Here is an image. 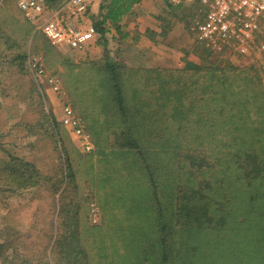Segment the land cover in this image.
<instances>
[{
	"label": "rangeland",
	"instance_id": "obj_1",
	"mask_svg": "<svg viewBox=\"0 0 264 264\" xmlns=\"http://www.w3.org/2000/svg\"><path fill=\"white\" fill-rule=\"evenodd\" d=\"M96 1L100 5L103 2ZM96 8L87 24H94L98 19ZM203 12L199 5L192 3L172 5L166 0H139L122 17L119 30L109 23L104 25V43L102 40L93 47L91 53L94 55H91L96 61L90 62L88 50L76 52L66 46H52L42 32L18 11L16 0H0V230L7 226L25 234L23 243L19 241L23 244L21 254L38 257L47 247L43 232L52 223L55 225V221L58 231H70L74 226V215L85 222V228L98 231L139 222L142 227L146 226L145 231L150 236L147 224L153 207L147 197V175L146 172L141 177L138 173L139 177L130 174L134 169L127 166L129 157L119 143H128L131 139L128 128L132 126V136L139 137L143 146V131L156 130L157 119L152 114L153 117L144 124H139L140 119L125 123L113 100L112 83L105 80L106 73L103 74V68L115 67L114 70L121 75V84H124L123 94L131 100L128 93L134 92L135 86L145 85L141 80L145 78L146 70L141 64L149 66L151 63L149 60L135 63V46H138L137 51L143 50L142 42L153 39L161 49L168 47L178 55L173 63L175 67L149 69L174 71L177 75V71L187 67L186 63L199 66L206 56L208 66L214 64L217 69L224 70L226 79L232 73L224 64L239 71H249L261 80L264 87V53L257 52V47H247L245 54H240L232 44L197 43L196 28ZM130 33L134 35L131 44L129 40H123ZM165 51L160 50V53ZM130 65L140 67L143 72L126 73L123 66ZM186 74L190 76L192 72L186 71ZM52 79L59 80V92L52 89ZM65 106L71 107L81 120L91 146L90 152L87 153L82 140L61 123ZM103 109L107 115L103 114ZM154 119L156 121H152ZM170 123L172 129L174 123ZM164 127L159 125L161 129ZM144 148L161 150L153 146ZM64 150L73 172L66 170ZM6 163H13L18 168V176L24 175L23 179L31 180L30 184L20 186L21 181L24 182L22 178L8 176ZM150 167L163 207H168L176 185V176L172 175L173 163L169 160L152 162ZM185 192H188L187 188ZM210 201L206 195L194 199L193 204L200 207ZM212 201L217 203V198ZM91 209L96 212L92 213ZM207 240L208 237L206 243L211 247H206L205 254L209 249L217 256L221 242L215 244ZM174 260L176 257L171 255L170 264ZM0 264L32 263L16 257L8 249L2 254Z\"/></svg>",
	"mask_w": 264,
	"mask_h": 264
},
{
	"label": "trees",
	"instance_id": "obj_2",
	"mask_svg": "<svg viewBox=\"0 0 264 264\" xmlns=\"http://www.w3.org/2000/svg\"><path fill=\"white\" fill-rule=\"evenodd\" d=\"M45 1L54 9L65 0ZM138 2L103 0L93 24L96 32L104 34L106 23L119 30L122 17ZM224 65L231 69L229 79L217 65L208 66L206 56L199 66L186 63L177 75L160 69L145 71L141 80L145 85L128 93L134 103L124 96L115 67L103 68L125 123L140 119L139 124H144L153 115L157 119V124L153 123L156 130L143 131V146L139 137L132 136V126L128 143H119L129 157L127 166L134 169L130 174L141 177L146 172L147 197L153 207L149 212L153 224H147L150 236L139 222L98 231L85 228V222L74 215L70 231H58L55 221L43 232L47 247L38 257L20 253L23 244L19 241L25 234L12 227L2 228L0 258L9 249L32 264H170L171 255L176 257L172 264H264V87L249 71ZM186 71L192 74L188 76ZM144 146L161 150L150 151ZM64 152L66 170L71 172L73 166ZM166 160L173 163L176 185L172 201L163 207L150 165ZM12 164L4 165L8 176L23 179ZM23 181L20 186L31 180ZM131 186L134 189L133 183ZM206 195L211 200L208 204H193L194 199ZM215 198L217 203L212 201ZM206 237L215 244L221 242L217 256L209 249L205 254L206 247H211Z\"/></svg>",
	"mask_w": 264,
	"mask_h": 264
},
{
	"label": "built area",
	"instance_id": "obj_3",
	"mask_svg": "<svg viewBox=\"0 0 264 264\" xmlns=\"http://www.w3.org/2000/svg\"><path fill=\"white\" fill-rule=\"evenodd\" d=\"M166 1L172 5L192 3L203 8L202 20L196 28L198 42L221 46L232 44L240 54H245L247 47H257V52L264 53V42H259L264 40V0ZM92 3L93 0H65L52 9L45 0H16V7L52 46H66L79 51L97 35L95 27L86 23ZM50 84L55 92H59L58 79L50 80ZM61 123L81 139L83 148L90 152L84 126L71 107H64ZM95 212V209L92 210V213ZM93 220L96 222V218Z\"/></svg>",
	"mask_w": 264,
	"mask_h": 264
},
{
	"label": "crops",
	"instance_id": "obj_4",
	"mask_svg": "<svg viewBox=\"0 0 264 264\" xmlns=\"http://www.w3.org/2000/svg\"><path fill=\"white\" fill-rule=\"evenodd\" d=\"M94 1V3L92 4V6H91V10H90V14H89V18L92 16V14H94L95 13V9L94 8H96L97 10V13H96V15H98V10H99V7H100V3H97V1L96 0H93ZM137 3H135V4H133L132 6H131V9L130 10H132V8L136 5ZM88 18V19H89ZM90 24H91V22H90ZM107 24V23H106ZM91 25H93V24H91ZM94 26V25H93ZM95 27V26H94ZM105 32V31H104ZM105 35V34H104ZM104 35L103 34H100L99 32H97V35H96V37L94 38V40L92 41V42H90L84 49H82L81 51L82 52H84V51H89L88 52V55L87 56H89L88 58L90 59V62H95L96 61V57H92V55H94V54H92L91 52L93 51V47H95L96 46V44H98L99 42H102V40H103V42L102 43H104ZM142 34H140V36H141ZM132 36H134V35H132L131 33L129 34V35H126L124 38H123V40H129V42H130V44H131V41H132ZM103 37V38H102ZM112 37H115V35H113ZM138 37V36H137ZM195 38H196V35H195ZM134 40V39H133ZM137 40H138V38L136 39V36H135V41L137 42ZM134 41V42H135ZM151 41V42H150ZM150 41H146V42H142V43H144L143 44V50L142 49H140L139 51H137L138 50V46H135V48H136V53H135V63H140V61L141 60H143V61H146V60H149V61H151V63H150V65L149 66H143V64H141L142 66L141 67H144L145 68V70L146 71H152L153 69H149L148 67H175V65L173 64L174 63V60H175V58H176V56H178L177 54H176V52L174 51V50H172V49H170V48H162L161 49V47H160V44L159 43H153L154 41H153V39H150ZM196 41H197V39H196ZM197 43H200V42H198L197 41ZM200 44H206V43H200ZM59 47H61V46H59ZM164 49H166V51L165 52H162V53H160V50L162 51V50H164ZM72 51H74V50H72ZM80 51V50H79ZM78 50H76V52H79ZM92 54V55H91ZM74 55H76V56H79V57H81L79 54H74ZM191 56V55H190ZM88 60V59H87ZM89 62V63H90ZM146 64V63H145ZM154 64H156V66H154ZM92 65V64H91ZM161 65V66H160ZM163 65H165V66H163ZM167 65V66H166ZM169 65V66H168ZM125 67H127V68H125ZM123 68H124V70H125V72L126 73H133V72H140V73H142L143 72V70H141V68L140 67H135V66H132V65H130V66H123ZM145 73V72H144ZM142 83H143V81H141ZM137 83V85H140L139 84V81H137L136 82ZM122 87H124V84L122 85ZM74 111V110H73ZM75 113V112H74Z\"/></svg>",
	"mask_w": 264,
	"mask_h": 264
}]
</instances>
